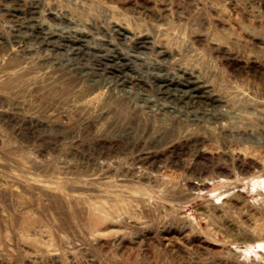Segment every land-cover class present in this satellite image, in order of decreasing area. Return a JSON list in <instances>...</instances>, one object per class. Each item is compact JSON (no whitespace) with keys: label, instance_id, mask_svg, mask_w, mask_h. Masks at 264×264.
I'll return each mask as SVG.
<instances>
[{"label":"rangeland","instance_id":"obj_1","mask_svg":"<svg viewBox=\"0 0 264 264\" xmlns=\"http://www.w3.org/2000/svg\"><path fill=\"white\" fill-rule=\"evenodd\" d=\"M0 264H264V0H0Z\"/></svg>","mask_w":264,"mask_h":264},{"label":"bare ground","instance_id":"obj_2","mask_svg":"<svg viewBox=\"0 0 264 264\" xmlns=\"http://www.w3.org/2000/svg\"><path fill=\"white\" fill-rule=\"evenodd\" d=\"M21 9H17L16 11H20ZM28 17L30 18V22H31V18L32 17H34V15H33V10H29V13H28ZM15 21L18 23L19 22V19H15ZM35 24H37V22L35 21V19H33L32 20ZM18 25H21V24H18ZM117 31H121L120 29H118L117 28ZM124 33V32H123ZM127 36V34L126 33H124V36L122 35V36H119L120 38H125ZM36 37L38 38V39H40L41 40V42H42V45H44V40L45 39H47V34H46V32H43L42 31V28L41 27H39V29L37 30V33H36ZM49 37H51V39H54V40H59V41H62V42H68L69 44H72L73 45V47L74 48H76L77 49V51H79L80 50V48H81V44L80 43H76V40H77V36L76 35H72V34H66V33H61V34H58V33H53V35L51 34ZM39 40V41H40ZM76 43V44H75ZM145 46V41L144 40H141L140 39V42H139V44L138 45H136V47L137 48H143ZM74 50V49H73ZM76 51V50H75ZM107 57V56H106ZM119 59V58H118ZM112 59H110V61H111ZM133 60H136V58H133ZM107 61V60H106ZM121 61V65H122V68L125 70V68H126V66L129 68V69H133V67L131 68L130 67V65H128L127 64V62L128 61H124V60H120ZM112 62V61H111ZM116 62V61H115ZM117 64V63H116ZM105 69H106V67H105ZM104 69V70H105ZM123 69H116V70H111L110 71V77H112V78H114V79H116V80H121V82H122V84H124V83H133V81L134 80H132V74H130V73H124V70ZM127 69V68H126ZM124 73V74H123ZM104 76V75H103ZM95 81V80H94ZM183 81V80H182ZM135 83H138V85H139V88H141V89H146V87H147V84L146 83H140L139 82V80L138 81H134ZM134 83V84H135ZM168 84H171V82L169 81V80H167V79H161V80H158L157 82H155L154 83V85H156L157 86V88H159L160 90H162L163 88H164V85L165 86H170V85H168ZM176 85L177 84H175V87H176ZM152 86V85H151ZM155 86V87H156ZM175 87H173L174 88V91H175V93H176V91H177V87L175 88ZM153 88V87H152ZM164 90H166V89H164ZM168 90V89H167ZM166 90V91H167ZM140 92V91H139ZM159 93L165 98V97H168V95L167 94H165L164 95V93H161L160 91H159ZM158 93V94H159ZM167 93V92H166ZM183 93H186V94H188V96H197V94H195V95H193V94H191V90H189V89H187V90H185V91H183ZM170 95V94H169ZM180 95V94H179ZM182 96H184V94L182 95ZM172 98V97H171ZM179 99H181L180 97H178V98H174L172 101L173 102H176L177 100H179ZM165 102V101H164Z\"/></svg>","mask_w":264,"mask_h":264}]
</instances>
